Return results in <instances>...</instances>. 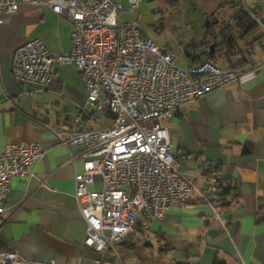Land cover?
I'll list each match as a JSON object with an SVG mask.
<instances>
[{"label":"crops","instance_id":"0c3cea01","mask_svg":"<svg viewBox=\"0 0 264 264\" xmlns=\"http://www.w3.org/2000/svg\"><path fill=\"white\" fill-rule=\"evenodd\" d=\"M235 1L251 13L256 31L242 39L230 26L226 45L215 51L212 43L202 40L204 22L218 23L212 35L221 42L219 27L231 21L230 2ZM225 7L231 9L228 14L220 13ZM133 12L137 22L145 15H165L170 27L181 32L177 47L185 57L176 56L170 42L155 43L166 46L178 66L197 63L208 52L224 68L228 63L223 53L230 50L231 60L243 59L249 70L240 79L188 101L163 121L175 166L204 189L207 180L199 166L208 161L217 180L234 187V196L218 192L210 204L195 193L182 204L169 206L162 219L150 220L138 240L117 245L116 256L105 257L111 264H213L215 258L226 264H264V0H139ZM223 15L227 17L220 18ZM119 17H132L127 0H121ZM70 27L69 19L44 4L20 3L0 23V144L30 142L41 150L27 177L10 179L0 250L42 263L83 264L100 256L83 244L86 227L74 197L73 176L82 170L81 147L56 142L52 132L67 128L84 104V81L71 63H55L45 89L20 83L9 71L14 49L34 37L52 54L66 53ZM110 121L102 117L84 122L99 128ZM186 155L190 159L181 162ZM93 179L88 189H99V176Z\"/></svg>","mask_w":264,"mask_h":264},{"label":"built area","instance_id":"2783aa9c","mask_svg":"<svg viewBox=\"0 0 264 264\" xmlns=\"http://www.w3.org/2000/svg\"><path fill=\"white\" fill-rule=\"evenodd\" d=\"M139 0H127L132 17H119L121 0H0V23L20 3L44 4L70 21L66 53L52 54L37 37L16 47L9 71L20 83L48 87L55 63L73 64L84 81L85 102L65 129H53L56 142L81 147L82 170L73 176L74 197L85 223L84 246L100 254L89 263L111 264L117 245L136 241L152 219H162L171 205H180L195 193L211 204L220 191L214 169L200 163L207 186L195 182L175 166L163 121L188 101L240 79L246 66L219 67L210 60L174 62L166 46L144 35L133 10ZM110 117L109 124L88 127L84 121ZM41 156L36 143L0 144V222L12 176L27 177ZM73 158V157H71ZM190 159L180 157L181 162ZM100 178L99 189H88ZM0 264H58L22 258L0 250Z\"/></svg>","mask_w":264,"mask_h":264},{"label":"trees","instance_id":"16d2710c","mask_svg":"<svg viewBox=\"0 0 264 264\" xmlns=\"http://www.w3.org/2000/svg\"><path fill=\"white\" fill-rule=\"evenodd\" d=\"M230 3L232 5V13L230 16V20H231L230 22L232 25L229 22L219 27L218 35L221 36V42L216 43L215 35H212L213 27L216 26L218 23L214 21V19H208L204 22V37L202 38V40L205 43V45H207L208 43H212L214 45V50L216 49V47L221 48L226 45L225 38H226V35H230V26L235 27L238 30L239 37L242 39L253 35L256 31L257 24L255 20L252 18L251 13L247 11L244 7H242L239 1L230 2ZM226 49H229V48H226ZM213 54L214 53L209 55L208 52L203 53V56L205 57L199 59L197 63L202 62L204 60H210L213 62V60L210 59V57ZM223 56L226 62L228 63L227 67L244 66L243 59L237 60L235 62L231 60L230 50H227V51L225 50L223 53ZM223 182L225 183V186H223ZM218 183H219V186L221 187L219 191L220 196H226V195L234 196V192H233L234 187H232V185L228 181L218 180ZM175 264H188V263L178 262ZM213 264H226V263L215 258L213 260Z\"/></svg>","mask_w":264,"mask_h":264},{"label":"rangeland","instance_id":"374dc122","mask_svg":"<svg viewBox=\"0 0 264 264\" xmlns=\"http://www.w3.org/2000/svg\"><path fill=\"white\" fill-rule=\"evenodd\" d=\"M228 9L231 10L230 8L225 7L220 11V13L228 14ZM226 17L227 16L225 15L220 16V18ZM138 23H140L143 33L146 34V36H148L154 44L156 43V40L170 42V46L173 49L175 55L178 57H185L182 52V48L177 47V43L183 38L181 32H178L177 30L173 29V27H170L172 24H170L169 19H167L165 15H163V17L157 14L145 15L143 19H139ZM218 62L219 65L222 64L221 61ZM176 63L178 64V61H176ZM91 125L93 126L90 127L97 128L95 127L97 124Z\"/></svg>","mask_w":264,"mask_h":264},{"label":"water","instance_id":"95a60500","mask_svg":"<svg viewBox=\"0 0 264 264\" xmlns=\"http://www.w3.org/2000/svg\"><path fill=\"white\" fill-rule=\"evenodd\" d=\"M209 51H210V52H212V51H213V47H212V45H211V44L209 45Z\"/></svg>","mask_w":264,"mask_h":264}]
</instances>
